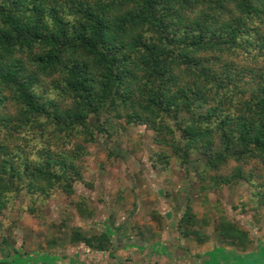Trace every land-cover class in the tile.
<instances>
[{
    "label": "trees",
    "instance_id": "16d2710c",
    "mask_svg": "<svg viewBox=\"0 0 264 264\" xmlns=\"http://www.w3.org/2000/svg\"><path fill=\"white\" fill-rule=\"evenodd\" d=\"M127 126L153 132L157 171L201 156L202 191L247 183L264 209V0H0L1 219L38 218L57 192L91 219L86 198L72 201L89 186L84 159ZM212 224L222 245H252L225 214ZM207 226L190 206L176 222L199 245ZM69 242L114 247L78 228Z\"/></svg>",
    "mask_w": 264,
    "mask_h": 264
},
{
    "label": "rangeland",
    "instance_id": "374dc122",
    "mask_svg": "<svg viewBox=\"0 0 264 264\" xmlns=\"http://www.w3.org/2000/svg\"><path fill=\"white\" fill-rule=\"evenodd\" d=\"M152 139L153 132L144 126H127L110 139L100 136L83 162L89 186L77 184L72 197L73 202L86 198L93 217L80 218L60 192L47 201L38 218L16 210L0 218V263L203 264L208 257L200 256L199 262L180 257L187 247L193 253L196 243L191 238L183 244L186 250L181 251L182 238L177 241L175 230L176 222L190 206L199 219L208 218V226L202 231L208 243L219 241L212 222L225 214L249 232L252 242L247 257L238 258L235 264H252V259L264 264L260 259L264 255V209L255 208L252 187L239 182L202 191L198 177L202 157L198 155L192 156L188 167L171 160L167 171L159 172L151 163V156L159 151ZM234 166L231 162L222 174H229ZM153 211L163 218L162 230L151 220ZM73 228L89 234L112 233L114 247L109 252H96L73 245L69 242ZM153 247L158 251L155 254Z\"/></svg>",
    "mask_w": 264,
    "mask_h": 264
},
{
    "label": "crops",
    "instance_id": "0c3cea01",
    "mask_svg": "<svg viewBox=\"0 0 264 264\" xmlns=\"http://www.w3.org/2000/svg\"><path fill=\"white\" fill-rule=\"evenodd\" d=\"M175 230H176V232H178L176 229V226H175ZM109 234H110V236L112 235V233H109ZM120 236L123 237V235H120ZM180 239H181V237L177 236V241H179ZM190 241H191V238L180 240L179 249L181 251H184V249L186 250V248L184 247L183 244H184V242L188 243ZM215 242L216 243H213V244H212V242L208 243V239H206L205 242L201 245L197 244V242H196L192 245V247H193L192 251L194 250L193 253H191V251H190L191 249H188V247H187V250L185 251L186 253L182 254L180 257L184 258V259L186 257H189V258L191 257L192 259L196 258L197 262H199L198 259L201 258L200 256L208 257L207 261L203 260V264H235V262H237L238 258H241V257L244 258L245 256L247 257L246 254L248 253L249 249H248V251H246L244 253L238 252L232 247L225 246L222 244L219 245V241H217V239H215ZM154 245L156 247V244H154ZM156 252H158V251L157 250L154 251V247H153V253L155 254ZM260 259L262 261L264 259V255ZM251 263L257 264L258 262L255 263L254 259H252ZM261 263H263V262H261Z\"/></svg>",
    "mask_w": 264,
    "mask_h": 264
}]
</instances>
